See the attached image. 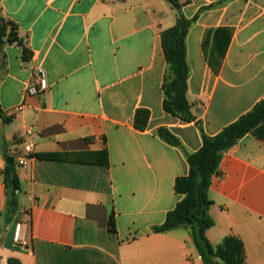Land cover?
I'll use <instances>...</instances> for the list:
<instances>
[{"label":"crops","instance_id":"obj_1","mask_svg":"<svg viewBox=\"0 0 264 264\" xmlns=\"http://www.w3.org/2000/svg\"><path fill=\"white\" fill-rule=\"evenodd\" d=\"M178 2L193 20L187 97L201 126L163 108L161 32L178 19L165 0H0L32 53L26 61L17 44L0 48V264H205L189 229L154 228L183 198L175 181L189 172L184 150L199 151L204 133L218 134L264 99V0ZM218 29L230 41L211 64ZM38 68L48 89L24 97ZM140 108L150 111L144 131L134 126ZM30 127L34 158L9 213L3 152L19 148ZM161 127L182 148L162 139ZM220 169L207 237L217 245L238 236L247 263L264 264V140L246 135ZM112 211L117 232L109 230ZM20 221L29 246L14 242Z\"/></svg>","mask_w":264,"mask_h":264},{"label":"trees","instance_id":"obj_2","mask_svg":"<svg viewBox=\"0 0 264 264\" xmlns=\"http://www.w3.org/2000/svg\"><path fill=\"white\" fill-rule=\"evenodd\" d=\"M172 8L178 11L176 24L161 32L162 46L166 58L167 69L162 89L164 92L163 108L165 112L185 123L196 122L192 106L188 100V79L190 67L186 57V37L193 20L187 19L181 12L178 0H165ZM225 29H218L214 33L210 63L213 64L214 55L220 60L224 57L229 45L230 37L222 41L221 34ZM4 44H17L22 48L23 59L29 60L32 53L24 41L19 37L18 26L12 20L0 14V47ZM218 65L221 61L218 60ZM150 111L140 108L136 111L134 126L140 131L147 129ZM158 135L166 142L182 148L180 140L167 128L161 127ZM251 134L258 140H264V99L260 100L249 112L242 115L237 121L229 124L214 136L203 134V145L195 153L185 154L189 164V172L179 176L175 181V191L183 198L176 207L168 212L164 223L154 228V232L161 233L177 228L190 230L192 239L205 264H248L246 261L245 246L241 238L228 235L217 244H212L207 231L213 227L214 220L210 215L213 201L210 198V186L213 179L222 176L220 163L228 150L236 146L246 135ZM6 167L3 172V181L7 189L8 212L14 213L19 206V195L22 192V182L17 170L14 156L4 150ZM41 159H49L50 155H38ZM106 164L108 156L106 154ZM109 230L117 232L116 214L111 212ZM8 264H21L16 259H9Z\"/></svg>","mask_w":264,"mask_h":264},{"label":"built area","instance_id":"obj_3","mask_svg":"<svg viewBox=\"0 0 264 264\" xmlns=\"http://www.w3.org/2000/svg\"><path fill=\"white\" fill-rule=\"evenodd\" d=\"M48 79L46 75V71L43 68H38L35 81L30 84L25 90H23L22 94L24 97L37 95L41 91L48 89ZM25 106V102L21 103L14 107V113H19ZM34 128L30 127L26 133V139L21 144L19 148L14 150L12 156H14L17 164V170L19 174L26 170L29 167L30 160L34 158V147L35 141L33 139ZM24 222H18L15 226L14 231V242L21 246H29V240L26 235H24Z\"/></svg>","mask_w":264,"mask_h":264},{"label":"rangeland","instance_id":"obj_4","mask_svg":"<svg viewBox=\"0 0 264 264\" xmlns=\"http://www.w3.org/2000/svg\"><path fill=\"white\" fill-rule=\"evenodd\" d=\"M0 48H2V47H0Z\"/></svg>","mask_w":264,"mask_h":264}]
</instances>
